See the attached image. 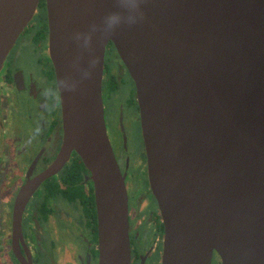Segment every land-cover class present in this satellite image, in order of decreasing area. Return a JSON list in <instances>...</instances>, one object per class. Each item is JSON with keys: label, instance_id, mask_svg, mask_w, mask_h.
<instances>
[{"label": "water", "instance_id": "1", "mask_svg": "<svg viewBox=\"0 0 264 264\" xmlns=\"http://www.w3.org/2000/svg\"><path fill=\"white\" fill-rule=\"evenodd\" d=\"M40 0H0V72ZM65 138L91 171L99 264H131L102 95L112 41L137 89L162 264H264V0H46Z\"/></svg>", "mask_w": 264, "mask_h": 264}, {"label": "flooded vegetation", "instance_id": "2", "mask_svg": "<svg viewBox=\"0 0 264 264\" xmlns=\"http://www.w3.org/2000/svg\"><path fill=\"white\" fill-rule=\"evenodd\" d=\"M21 43L36 56L26 64L16 56ZM102 95L128 193L131 264H162L165 225L149 181L137 89L112 41L105 51ZM134 121L144 153L136 167ZM64 138L47 4L40 0L0 72V264H99L95 184L75 151L58 163Z\"/></svg>", "mask_w": 264, "mask_h": 264}, {"label": "rangeland", "instance_id": "3", "mask_svg": "<svg viewBox=\"0 0 264 264\" xmlns=\"http://www.w3.org/2000/svg\"><path fill=\"white\" fill-rule=\"evenodd\" d=\"M27 35V34H26ZM16 50V56L18 57V61L22 64L28 63L29 60H34L36 58L35 54L33 51H31V47H29L27 44L25 46L21 44H18V47L15 48ZM14 50V52H15ZM119 64L115 62L114 67L117 70ZM122 86V83L121 85ZM122 86L121 88L123 89ZM125 91H130L129 89L124 88ZM124 89L122 90L125 94L128 92H125ZM132 139H131V150H132V156L134 162L133 165L136 167L137 164L140 162V160L143 158L144 153L142 151V141L140 140L141 138V131H140V126L138 123L134 121L132 124ZM140 159V160H139ZM213 264H220V259H217L214 257Z\"/></svg>", "mask_w": 264, "mask_h": 264}]
</instances>
